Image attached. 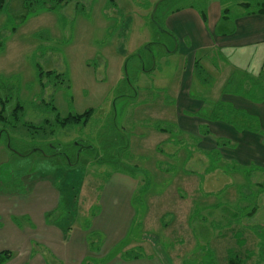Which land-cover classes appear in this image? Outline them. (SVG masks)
Returning a JSON list of instances; mask_svg holds the SVG:
<instances>
[{
	"label": "rangeland",
	"instance_id": "1",
	"mask_svg": "<svg viewBox=\"0 0 264 264\" xmlns=\"http://www.w3.org/2000/svg\"><path fill=\"white\" fill-rule=\"evenodd\" d=\"M262 2L5 0L0 8V113L1 98L6 100V116L0 117V198L18 202L34 180L51 179L77 194L71 205L69 197L62 201L57 222L88 229L114 184L122 191L135 186L127 234L109 245L103 258L90 255L84 264L117 256H141L153 264H230L235 252L241 264H264V171L202 147L208 124L197 123V133L185 132L177 113L186 86L201 109L185 116L234 120L240 130L251 128L246 121L251 117L241 116L244 111L223 97L246 91V79L253 84L250 93L257 86L255 94L264 96V74L255 66L253 47L244 54L198 52V66L185 83L189 61L166 24L176 10L206 11L210 3L228 8L234 27L238 16ZM208 58L213 67L202 69ZM16 104L22 105L17 120L11 116ZM89 109L93 114L85 125L54 123L56 115L64 119ZM29 221L20 217L14 223ZM91 232L89 248L97 252L106 238L93 244L98 237Z\"/></svg>",
	"mask_w": 264,
	"mask_h": 264
},
{
	"label": "crops",
	"instance_id": "2",
	"mask_svg": "<svg viewBox=\"0 0 264 264\" xmlns=\"http://www.w3.org/2000/svg\"><path fill=\"white\" fill-rule=\"evenodd\" d=\"M224 9L220 4L208 3L204 12L194 7H184L166 18L168 28L176 33L177 49L189 61L185 83L198 66L197 53L210 49H221L224 52L240 50L244 54L249 47H253V54L258 60L255 66L264 74V13L246 12L238 16L234 27H231L228 10ZM205 54L207 57L210 55L209 52ZM210 63L208 58L204 63L206 65L200 63V66L202 69L212 68L213 64ZM235 63L243 65L242 62ZM236 64L234 66L238 68ZM261 79L263 82L264 78ZM262 82L259 79L256 81ZM248 85L251 87L253 84L246 79V91H228L223 100L244 111L245 114L241 112V116L251 117L246 120L251 128L240 130L234 125V120L206 121L193 115L185 116V111L193 113L201 109L199 101L190 96L186 86L178 98L179 128L188 133H197V123L208 124L207 132L210 134L201 135L202 147L219 149L222 158L227 161L244 166H258L264 171V96L255 94L259 92L257 86L255 93H250ZM213 136L217 139L214 140ZM116 187L117 184H114L113 190L104 194L101 211L88 229L75 224L63 226L60 222H47L46 213L62 204V191L51 179L34 180L18 202L0 198V251L12 252V257L6 264H84L90 255L103 258L109 245L122 241L135 214L132 204L135 186H132V190L125 188L123 191L115 189ZM14 216L30 221L18 226L13 221ZM91 230L100 232L106 238L105 246L97 252L89 248L88 236ZM144 260L141 256H117L102 264H153Z\"/></svg>",
	"mask_w": 264,
	"mask_h": 264
},
{
	"label": "trees",
	"instance_id": "3",
	"mask_svg": "<svg viewBox=\"0 0 264 264\" xmlns=\"http://www.w3.org/2000/svg\"><path fill=\"white\" fill-rule=\"evenodd\" d=\"M56 1L68 2V1H71V0H56ZM4 2H5V0H0V8L3 6ZM249 4L250 3H244L245 6H249ZM226 10H229V9L225 7L224 11H226ZM252 12L264 13V2L259 3L258 4V8L256 10H254V11L249 12V13H252ZM202 14L204 16H206L205 13H202ZM41 74L43 75L44 74V71H41ZM47 74H49V75L50 74H53V71H48ZM59 75L60 74H58V76ZM1 102H2V110H1V113H0V117L3 118V117L6 116L5 115V111H6L5 102H6V100H4L3 98H1ZM21 108H22V105H20V104H16L12 108L11 116H14L16 120L18 118L17 115H18V113H19V111H20ZM92 114H93V109H89V110H87L86 112H84L83 114H80V115L79 114H72V115H70V116H68V117H66L64 119H60L59 116L56 115V117L54 119V123L59 124L60 126H65L68 123H76V124L85 125L89 121V119L92 116ZM46 121H49V119H46ZM247 122H249V121H247ZM35 127H39V126H35ZM28 188L29 187L27 185L26 191L28 190ZM61 191H62V196H63L62 197V201L64 202L65 201V198L66 197H69L67 203L69 202L70 205L73 204L72 202H73L74 198H76L77 194H72V192H68V191H65V190H61ZM63 192H64V194H63ZM67 193H69V194H67ZM61 205H64V204L62 203L59 206H61ZM59 206H58V208H56V209H54V210L46 213V220H47V222L53 223V222H57V220H59V218L61 216L59 217V216L56 215L57 212H58ZM19 218L20 217L14 216L13 217V221L14 222H17ZM91 231H94V230H91ZM90 232H89V234H90ZM93 233H94L93 235L96 238L98 237L97 240H93V244H96L97 241H100L101 240L102 234L100 232H97V231H94ZM95 237H94V239H95ZM97 249L99 251V248H97ZM11 257H12V252L11 251H9V250L0 251V264H6V262H8L11 259ZM241 261H242V259H240V256L237 254V252L231 253L230 260H229V263L230 264H241L242 263Z\"/></svg>",
	"mask_w": 264,
	"mask_h": 264
}]
</instances>
